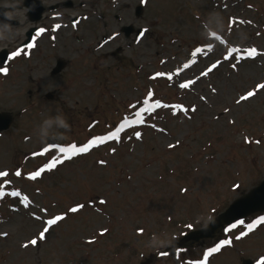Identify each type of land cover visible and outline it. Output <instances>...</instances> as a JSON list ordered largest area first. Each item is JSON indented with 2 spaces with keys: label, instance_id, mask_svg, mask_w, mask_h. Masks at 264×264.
I'll list each match as a JSON object with an SVG mask.
<instances>
[{
  "label": "rangeland",
  "instance_id": "obj_1",
  "mask_svg": "<svg viewBox=\"0 0 264 264\" xmlns=\"http://www.w3.org/2000/svg\"><path fill=\"white\" fill-rule=\"evenodd\" d=\"M69 1L36 52L17 50L25 9L0 38V111L14 118L0 132V264H142L264 179V0ZM58 115L65 138L47 145L38 127ZM117 127L85 153L59 151ZM261 217L149 264H257L264 221L249 225Z\"/></svg>",
  "mask_w": 264,
  "mask_h": 264
},
{
  "label": "water",
  "instance_id": "obj_2",
  "mask_svg": "<svg viewBox=\"0 0 264 264\" xmlns=\"http://www.w3.org/2000/svg\"><path fill=\"white\" fill-rule=\"evenodd\" d=\"M39 0H23V5L27 6L29 12L34 10V3ZM67 4H70L67 1ZM5 7L0 6V22L8 24L17 23L16 20H5L4 18ZM141 10L140 6L136 8V14H139ZM130 29H125V34H128ZM32 29L27 32L28 38L31 36ZM6 49L0 50V64L6 60ZM64 65V61L60 58L56 60V66L52 69V73L58 72ZM13 117L8 112H0V131L8 128L12 123ZM55 139L49 138L48 144H53ZM264 210V179L260 183L245 194L233 199L227 207L209 220L205 227L200 229L191 230L181 237L177 238L172 245L164 248V252H177L179 248L192 246L201 239L213 237L218 231L223 229L226 225H229L236 220L243 218L253 212ZM241 264H251L249 259H243Z\"/></svg>",
  "mask_w": 264,
  "mask_h": 264
},
{
  "label": "flooded vegetation",
  "instance_id": "obj_3",
  "mask_svg": "<svg viewBox=\"0 0 264 264\" xmlns=\"http://www.w3.org/2000/svg\"><path fill=\"white\" fill-rule=\"evenodd\" d=\"M41 4L36 3V6L34 10L31 13H28V8L20 7L14 10H22L25 9V17L27 21L30 23L29 26L24 30L23 35H25L26 30H28L29 27L34 28V33L32 35V42L30 45L33 46L32 52H36L38 50V43L40 39L43 37H47L50 42H52L55 38L54 35L56 36V33L58 32V29L56 28L54 24V19H55V12L56 9L64 5V3L55 5V4H50L46 0H40ZM46 2V4H45ZM13 9H9L6 11L8 14L9 11H12ZM57 16V15H56ZM59 16H63L62 13L59 14ZM33 18V19H30ZM31 21V22H30ZM76 20H73L75 22ZM19 26V22L17 25ZM18 52L21 51L22 49H17Z\"/></svg>",
  "mask_w": 264,
  "mask_h": 264
},
{
  "label": "snow or ice",
  "instance_id": "obj_4",
  "mask_svg": "<svg viewBox=\"0 0 264 264\" xmlns=\"http://www.w3.org/2000/svg\"><path fill=\"white\" fill-rule=\"evenodd\" d=\"M196 51L198 52L199 49H196ZM12 55L15 56L16 53L14 52ZM248 55H250V56H251V55H255V50H254V49H249V50H248ZM185 67H187V65H185ZM214 67H215V65H214ZM0 71H3V70L0 69ZM158 75H162V74H158ZM180 86L183 88V87H186L187 85H186V84H181ZM256 88H257V89L264 88V85L257 84V85H256ZM252 95H253V92H251V91H249V92L247 93V97H251ZM247 97H245V96H241L240 99H241V100H244V99H246ZM176 107H180V106H179V105H176ZM142 111H143V110H142ZM135 115H136L138 118L140 117V113H139V112L135 113ZM137 122H138V121H137ZM123 123L126 125V124L128 123V121L125 120ZM119 131H120V129H117V132H119ZM115 135H116L115 132H109L108 135H107L106 137H96L95 139H89L86 143L83 144L82 147H76L75 145H69L67 148L60 147V148H59V151H60L61 153L68 152V153L71 154V156H74V155H76V154H78V153H85V152H87V151L89 150V148H90L94 143H100V142H102V141L105 140V139H112V137L115 136ZM135 135H136V137H137L138 139L141 137V133L138 132V131L135 132ZM170 147H171V145H170ZM46 151H47V150H46ZM68 158H70V157H68ZM54 166H55L54 164H51V163H50V164H45L44 167H45L46 169H50V168H52V167H54ZM3 175H5V173L0 172V176H3ZM39 175H40L39 172H34V173L32 174V177L39 176ZM182 191H183V189H182ZM13 195H16V193H13ZM70 211H72V212H76V211H77V208H71ZM61 219H62V217L59 216V215H57V216H55L54 218L49 219V220L47 221V224H49V225H53V224H55L57 221H59V220H61ZM260 221H264V217H261V218H259V220L254 221L253 224H250V225H249V228L251 229L252 227H254V226H255L257 223H259ZM40 235L43 236L44 233L42 232V233H40ZM241 235H244V233L242 232ZM33 243H35V241H33ZM227 243H228L227 240H221L220 243L216 246V248H211V249L207 250V251L204 253V255H205V256H208L211 252H215L216 249L219 248L220 245H225V244H227ZM200 264H203V262L201 261ZM257 264H264V261H257Z\"/></svg>",
  "mask_w": 264,
  "mask_h": 264
},
{
  "label": "clouds",
  "instance_id": "obj_5",
  "mask_svg": "<svg viewBox=\"0 0 264 264\" xmlns=\"http://www.w3.org/2000/svg\"><path fill=\"white\" fill-rule=\"evenodd\" d=\"M8 31L9 26L6 23L0 22V38H3L4 34ZM57 129H62L63 131L68 129L66 119L62 115H58L55 120L44 119L38 127L37 134L42 139H47L52 136H55L57 140L64 139L63 132H58Z\"/></svg>",
  "mask_w": 264,
  "mask_h": 264
},
{
  "label": "bare ground",
  "instance_id": "obj_6",
  "mask_svg": "<svg viewBox=\"0 0 264 264\" xmlns=\"http://www.w3.org/2000/svg\"><path fill=\"white\" fill-rule=\"evenodd\" d=\"M111 36V35H110Z\"/></svg>",
  "mask_w": 264,
  "mask_h": 264
}]
</instances>
